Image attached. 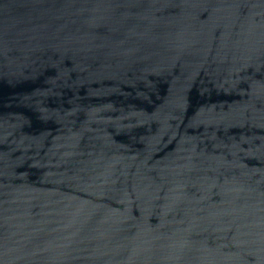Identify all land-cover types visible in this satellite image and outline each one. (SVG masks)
Returning a JSON list of instances; mask_svg holds the SVG:
<instances>
[{"label": "water", "instance_id": "95a60500", "mask_svg": "<svg viewBox=\"0 0 264 264\" xmlns=\"http://www.w3.org/2000/svg\"><path fill=\"white\" fill-rule=\"evenodd\" d=\"M0 264H264V0H0Z\"/></svg>", "mask_w": 264, "mask_h": 264}]
</instances>
